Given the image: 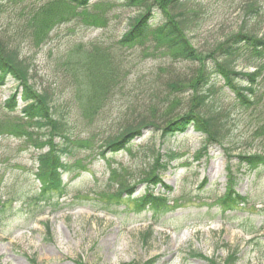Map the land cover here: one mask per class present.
Masks as SVG:
<instances>
[{
  "label": "rangeland",
  "instance_id": "1",
  "mask_svg": "<svg viewBox=\"0 0 264 264\" xmlns=\"http://www.w3.org/2000/svg\"><path fill=\"white\" fill-rule=\"evenodd\" d=\"M51 1L1 3L0 37L5 31L21 42L30 82L39 92L62 100L74 136L79 140L90 138V143L69 145L71 153L66 162L78 161L83 168L74 166L64 173V191L45 205L33 198L40 186L33 175L35 156L43 148H34L25 136L0 135V198L6 200L0 210V264H145L152 259L153 264H211L206 258L222 263L230 254H235L236 264H264V165L252 170L241 168L237 174L234 190L247 196L245 205L225 211L217 203L224 194L226 166L236 170L237 155L264 152V138L256 135L264 119L258 117L259 106H239L233 94L217 80L213 107L219 109L217 115L225 121L218 141L209 142L203 133L190 127L162 145L158 131L145 130L132 141L129 151L101 155L104 139L116 131L127 106L134 105L138 111L157 104L154 95L163 89L161 83L174 73L188 74L194 65L174 62L163 48L150 41L131 48L117 46L115 42L127 29V20L138 9L115 0L90 1L89 10L103 16L104 25L91 26L77 15L55 25L49 38L37 46L26 20L32 11ZM246 1L249 0H198L206 9L203 13H207L201 16L203 22L192 26L188 33L196 48L209 51L228 33L239 30L241 8ZM249 25L258 27L252 21ZM260 31H264V24ZM104 46L110 51L105 66L109 69L111 65L119 80L111 104L84 120L74 95L77 71L87 53ZM262 60L260 93L264 90ZM234 68L252 72L256 66L241 57ZM146 82L157 83L152 93L145 92ZM14 92L12 80L0 85V121L19 123L21 103L14 111L5 106ZM181 103L184 101L176 102L173 111H180ZM155 108L158 110L151 115L161 117V125L169 112L163 104ZM86 110L92 113L91 108ZM31 127L25 126L33 130ZM204 144L205 153L194 160ZM165 146L176 150L180 157L160 179L172 188L171 192L161 184L153 189L155 194H165L168 207L163 216L153 218L151 211L139 213L134 200L146 187L140 177L148 169L149 150L162 151ZM111 167H118L123 175L121 181L132 186L131 193L126 192L122 198L132 194L131 198L111 197L117 190V181L110 177Z\"/></svg>",
  "mask_w": 264,
  "mask_h": 264
},
{
  "label": "trees",
  "instance_id": "2",
  "mask_svg": "<svg viewBox=\"0 0 264 264\" xmlns=\"http://www.w3.org/2000/svg\"><path fill=\"white\" fill-rule=\"evenodd\" d=\"M4 1L7 0H0V4ZM90 1L53 0L32 11L26 25L31 27L30 32L35 44L38 46L45 42L55 25L77 15L84 21L86 19L91 26L104 25L106 22L104 17L89 10ZM115 1H120L125 7L138 9V13L127 20V29L115 42L117 46L131 48L150 41L158 48H163L162 50L174 62H187L194 66L188 74L174 73L161 83L163 89L159 90L158 95H154L158 100L157 104L138 111L134 105L127 106L124 115L117 122L116 131L104 139L101 155L129 151L132 141L140 137L145 130L158 131L162 145L190 127L203 133L207 141H218V137L222 136L225 121L223 116L217 115L219 109L213 107L215 102L213 91L217 80L222 81L223 87L233 94L239 106L243 108L259 106L258 117H264V90L260 93L263 88L258 83L262 69L259 63L264 59V31H260L264 24V0L244 2L241 8L243 20L239 30L228 33L214 43L211 50L203 51L204 53L199 51L188 37L192 26H199L203 22L202 17L207 13H203L206 9L198 0ZM250 21L258 27L250 26ZM11 34L13 33L3 31L0 37V85H4L8 80L15 83V92L5 101V106L14 111L20 102L21 116L18 118L19 123L0 121V135L11 133L25 136L34 148H43L35 156L37 167L33 175L40 186L33 198L46 205L50 204L54 195H60L64 191L63 174L72 171L74 166L83 168L78 161L73 164L66 162V156L71 153L69 145L89 144L90 138L79 140L74 136V127L68 114L63 111L62 100L60 102L59 99L54 100L50 93L35 89V84L30 82L29 66L21 56V42L15 40ZM241 57L246 58L249 64L255 65L256 69L252 72L236 70L234 64L239 62ZM109 60L108 47L96 48L92 54H86L77 71L74 95L82 107L84 120L97 113L100 107L111 104L119 79L116 74L113 75L111 65L109 69L105 66V62ZM239 78H245L246 81ZM156 85V82H146L145 92L152 93ZM164 100L166 101L163 102ZM179 100L184 101L179 106L180 111H173ZM160 104L166 105L165 109L170 115L161 125L159 123L161 117L151 115V112L158 110L155 107ZM90 108L92 113L86 110ZM25 126H33L31 128L34 129L28 130ZM91 134L93 138V132ZM256 135L264 138V119ZM206 149L207 145L204 144L194 156V160L205 153ZM149 157L148 169L145 175L140 177L141 181H145L146 189L142 196L134 200V205L139 213L151 211V216L156 218L163 216L168 207L165 205L167 198L164 193L154 194L153 189L161 184L167 191L171 190V187L164 185L160 179L171 162L180 157V153L165 146L162 151L154 148L149 150ZM236 158L238 164L236 170L230 165L226 166L225 192L217 200L225 211L248 202L247 196H242L234 190L239 170L241 168L252 170L264 165V152L239 154ZM120 171L118 167L110 168L111 180L117 181V190L111 194L116 200L131 198L132 195L122 198L126 192L131 193L132 186L121 181L123 175ZM5 201L0 198V210ZM206 259L211 264H236L237 260L235 254H230L222 263ZM153 261L149 260L145 264H153Z\"/></svg>",
  "mask_w": 264,
  "mask_h": 264
}]
</instances>
